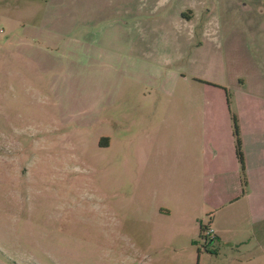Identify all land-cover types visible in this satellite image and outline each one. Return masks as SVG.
Masks as SVG:
<instances>
[{
	"label": "rangeland",
	"instance_id": "rangeland-1",
	"mask_svg": "<svg viewBox=\"0 0 264 264\" xmlns=\"http://www.w3.org/2000/svg\"><path fill=\"white\" fill-rule=\"evenodd\" d=\"M203 106L237 165L212 188L232 245L196 236L182 175ZM259 243L264 0H0V264H264Z\"/></svg>",
	"mask_w": 264,
	"mask_h": 264
},
{
	"label": "crops",
	"instance_id": "crops-1",
	"mask_svg": "<svg viewBox=\"0 0 264 264\" xmlns=\"http://www.w3.org/2000/svg\"><path fill=\"white\" fill-rule=\"evenodd\" d=\"M185 111L186 110H184V112ZM193 113L195 114V119L197 120V122L195 123V129L189 133L188 138L184 139L182 136L180 139L181 150H184L185 152L184 156L180 158L181 169L183 171L182 175H184L185 177L190 176L192 178H195L197 193L196 195L198 196L197 204L201 205L203 203V207L205 206L204 209L208 211L207 214H209V219L206 224V228L208 231V235L213 236L215 239L207 242V244L210 245L214 241L219 242V244H236V239H233L230 235H226V233H221L223 232L224 227L229 228L228 225L231 223L229 215L221 214L223 223L220 224L219 222L221 221L217 219L220 214L215 212L220 208V205L225 202H227V204L230 203L235 197H232V199H229L230 197H225L222 200L217 199L215 201L213 196L216 195L212 191V188L215 187L213 185L214 180L215 183L218 184V178L222 175L225 176L228 174H232L235 176L237 172V165L234 160L232 161L229 159L224 161L223 163L226 164H221L219 160V150L217 149V146H219L220 144L217 141V135L219 132H223L225 134L222 142L226 138H228L227 122L219 123L218 127L217 118L215 119L214 117V113H217V110H215V108L211 106L199 107L194 110ZM244 128L250 129L249 126H245ZM244 128L243 126H238V133L240 137L239 144L241 138L243 139L246 134L250 133L249 130L246 131ZM243 165H245L246 168V161H243ZM187 186L188 183L185 185L186 190ZM204 194H208V200H205L203 198ZM241 198H246V194ZM187 200L188 199H186V201ZM191 200L192 199L188 200L185 204L188 205V202H193ZM204 201L206 203L214 202V207L211 205H205ZM164 212L167 213L168 211L164 210ZM213 217H215L217 221L214 222ZM258 246L260 250L264 252V244L259 243ZM206 248L210 249V247ZM210 250L214 252L215 255H218L217 251H213L214 249Z\"/></svg>",
	"mask_w": 264,
	"mask_h": 264
},
{
	"label": "trees",
	"instance_id": "trees-1",
	"mask_svg": "<svg viewBox=\"0 0 264 264\" xmlns=\"http://www.w3.org/2000/svg\"><path fill=\"white\" fill-rule=\"evenodd\" d=\"M231 133L233 136L235 159L238 162L239 168H241V155H240L239 150H238V140H237V136H236V130H235V124L233 122V118H231ZM205 228H206V226L198 223L196 236L205 242H210V241L214 240L215 238L213 236H209L208 232L206 234L204 233L207 230ZM190 243L193 244L194 241H190ZM202 250L207 252V253H214L210 249L206 248L205 246L202 247Z\"/></svg>",
	"mask_w": 264,
	"mask_h": 264
},
{
	"label": "built area",
	"instance_id": "built-area-1",
	"mask_svg": "<svg viewBox=\"0 0 264 264\" xmlns=\"http://www.w3.org/2000/svg\"><path fill=\"white\" fill-rule=\"evenodd\" d=\"M206 232H208V231L206 230Z\"/></svg>",
	"mask_w": 264,
	"mask_h": 264
}]
</instances>
